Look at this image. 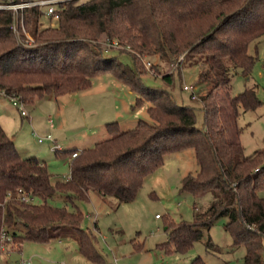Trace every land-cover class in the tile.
<instances>
[{"label":"trees","instance_id":"obj_1","mask_svg":"<svg viewBox=\"0 0 264 264\" xmlns=\"http://www.w3.org/2000/svg\"><path fill=\"white\" fill-rule=\"evenodd\" d=\"M55 7L54 27L41 26L37 7L23 10L31 45L21 31L12 30L13 13L0 11V98L31 106L47 96L86 91L93 78L109 74L137 93L135 107L148 103L152 122L138 121L126 131L117 122L108 123L109 137L91 148L55 149L62 158L77 154L69 162V177L55 181L44 161L18 153L0 125V239H7L0 242V254L2 245L20 251L24 242L75 238L81 256L101 262L95 237L81 228L83 214L76 203L88 201L90 193L118 205L132 202L167 155L192 149L199 171L182 178L180 192L194 199L193 220L167 221L166 241L158 248L186 253L226 218L232 247L245 251L243 264H264V199L259 195L264 148L245 155L239 142L227 140L215 98L220 90L235 119L240 110L260 105L253 87L234 97L230 91L233 74L251 73L255 58L248 47L264 35V0H66ZM99 40L117 43L122 54L127 48L133 67L106 58ZM182 55L185 63L202 64L198 84L209 86L200 98L203 129L196 125L193 108L179 105L169 90L146 87L141 80L145 56L180 65ZM162 81L171 87L173 75L164 74ZM21 194L32 201L24 203ZM57 194L72 211L47 204ZM207 197L206 206L199 204ZM205 247L219 250L209 236ZM190 264L204 263L198 257Z\"/></svg>","mask_w":264,"mask_h":264},{"label":"rangeland","instance_id":"obj_2","mask_svg":"<svg viewBox=\"0 0 264 264\" xmlns=\"http://www.w3.org/2000/svg\"><path fill=\"white\" fill-rule=\"evenodd\" d=\"M88 1L78 0V3ZM39 21L42 27L56 26L55 21L43 16ZM24 37L26 45L33 44L31 38ZM98 43L105 51L106 58L117 57L121 63L133 67L127 48L122 54L123 48L110 47L106 40H99ZM248 53L255 58L251 73L247 77L240 71L232 75L230 97L253 87L260 105L252 111L240 110L235 119L228 100L220 90L215 92L218 120L225 136L230 142H239L245 155L264 148V35L249 45ZM143 59V84L149 88L169 90L179 105L194 109L196 125L203 129L205 120L200 98L208 93L209 86L198 84L202 64L193 66L182 60L180 65L177 62L169 65L160 62L157 56H145ZM166 73L173 75L171 87L162 81ZM184 85H191L195 89L194 100L183 91ZM137 96L113 76L105 74L93 78L86 91L56 99L47 96L31 106L24 105L27 117H21L10 101L2 102L0 107L2 113L12 121L10 135L14 136L17 144L22 142L18 150L27 151L29 157L44 160L55 181L65 180L69 176L68 161L73 159L71 156L56 157L55 149L91 148L109 137L105 129L107 123L117 122L120 130L126 131L134 128L138 121L152 122L147 112L148 103L135 107ZM48 135L53 143L48 140L37 142V139H44ZM198 171L194 151L188 149L167 155L162 167L145 178L132 202L118 205L115 200H103L94 193L89 194L88 201L77 202L76 206L83 214L81 228L95 237L101 262L85 259L77 251V240L66 238L46 244L24 242L20 251L12 245H5L0 254V264H20L21 260L30 264H190L198 257L204 264H243L245 251L241 247H232V238L225 230L226 218L217 220L186 253H165L158 248L166 241L167 221L174 224L192 222L194 199L190 194L180 192V186L182 178L196 175ZM259 195L264 199V189ZM207 201L208 197L200 200L199 204L206 206ZM47 204L73 210L65 205L59 194L50 198ZM208 236L214 247L219 249L218 252L206 249Z\"/></svg>","mask_w":264,"mask_h":264},{"label":"built area","instance_id":"obj_3","mask_svg":"<svg viewBox=\"0 0 264 264\" xmlns=\"http://www.w3.org/2000/svg\"><path fill=\"white\" fill-rule=\"evenodd\" d=\"M66 0H1L0 1V11H11L15 17V21L14 24L12 26V30L14 31V33H16L17 35L19 34V31H21L22 33H24V35L30 39L24 29V23H23V10L30 8V7H37L40 12L41 15L43 17L49 18L50 20L53 21H57L58 17L55 14L56 11V4L60 3V2H64ZM28 41H26L27 43ZM108 46L110 47H120L117 43L113 42V43H108ZM183 57L179 58V61H182ZM149 64V63H148ZM183 91L189 93L190 97L192 100H194L196 98L195 96V89L190 85H184L183 86ZM8 100L12 103V105L19 111V114L21 117H26L27 116V112L25 111V107L22 103L16 101L13 98H8ZM44 140H48L49 142L53 143L54 141L52 140L51 136L48 135L46 136L44 139L39 138L37 139L38 143H42ZM76 153H73L71 155V158L76 157ZM21 200L24 203H29L32 201L31 198H27L25 196H22L21 194ZM156 218H158L156 216ZM7 239L5 238L4 235L1 236L0 242L3 243L4 241H6ZM15 248V246H14ZM3 249H5V245H2L1 247V253H3ZM20 264H30L29 261H25V260H21Z\"/></svg>","mask_w":264,"mask_h":264},{"label":"crops","instance_id":"obj_4","mask_svg":"<svg viewBox=\"0 0 264 264\" xmlns=\"http://www.w3.org/2000/svg\"><path fill=\"white\" fill-rule=\"evenodd\" d=\"M4 101H9L8 99H5V98H0V104H3L2 102H4ZM0 106H2V105H0ZM3 111H2V108L0 107V125H1V127H2V129L4 130V132L6 133V135L7 136H9V137H11L12 139H13V142H14V144H15V147H16V149H17V151H18V153L22 156V157H29L28 155V152L27 151H22V152H20L19 150H18V148L19 147H22V142L20 143V144H17L18 142H15V139H14V136H11L10 135V122H12V121H10V119H8V115H6V114H3L2 113ZM27 117V116H26ZM108 124V123H107ZM59 149H61V148H59ZM72 149H76L77 151H80V150H82V149H77V148H72ZM68 150H70V149H68ZM34 157V156H33ZM57 157V156H56ZM37 158V157H36ZM40 160V159H39ZM41 161H44V160H41ZM45 162V161H44ZM46 163V162H45ZM68 164H69V161H68ZM46 166L48 167V165H47V163H46ZM49 173H50V171H49ZM69 177V176H68ZM67 177V178H68ZM66 178V179H67ZM156 218V217H155ZM157 219V218H156ZM60 241V240H59Z\"/></svg>","mask_w":264,"mask_h":264}]
</instances>
